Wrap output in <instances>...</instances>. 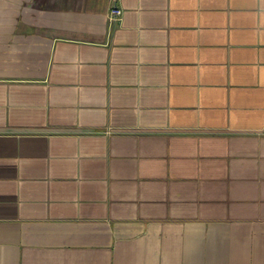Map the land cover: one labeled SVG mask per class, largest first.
<instances>
[{
    "label": "crops",
    "instance_id": "crops-1",
    "mask_svg": "<svg viewBox=\"0 0 264 264\" xmlns=\"http://www.w3.org/2000/svg\"><path fill=\"white\" fill-rule=\"evenodd\" d=\"M0 264H264V0H0Z\"/></svg>",
    "mask_w": 264,
    "mask_h": 264
},
{
    "label": "built area",
    "instance_id": "built-area-1",
    "mask_svg": "<svg viewBox=\"0 0 264 264\" xmlns=\"http://www.w3.org/2000/svg\"><path fill=\"white\" fill-rule=\"evenodd\" d=\"M121 14V11L117 8H112L110 9L108 13V19L110 22H115L116 20L119 19V16Z\"/></svg>",
    "mask_w": 264,
    "mask_h": 264
}]
</instances>
